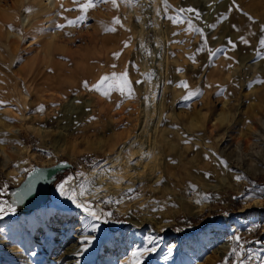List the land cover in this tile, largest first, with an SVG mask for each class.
<instances>
[{
	"label": "rangeland",
	"instance_id": "rangeland-1",
	"mask_svg": "<svg viewBox=\"0 0 264 264\" xmlns=\"http://www.w3.org/2000/svg\"><path fill=\"white\" fill-rule=\"evenodd\" d=\"M50 1L57 8L43 12L48 0H0V149L17 147L9 162L0 156V207L6 210L0 213V264H264V155L256 147L252 161L247 144L244 153L236 149L252 126L244 113L264 107V83H255L264 80V58L256 54L264 0H167V11L164 0H117L118 8L99 4L88 10L86 24L63 30L55 25L76 20L86 0ZM181 8L199 16L179 14ZM180 15L178 24L167 18ZM116 17L122 27L113 24ZM111 27L116 31H106ZM47 48L44 78L28 77L29 65ZM209 50L222 51L213 57ZM113 72H127L132 98L84 87ZM182 82L187 89L177 86ZM15 84L28 96V109L3 99ZM197 90L201 96L183 99ZM210 125L217 127L213 134ZM62 162L71 167L52 179L49 209L41 211L21 183L33 170ZM69 177L67 188L83 186V199L101 214L98 230L57 191ZM59 210L73 215L68 226L67 212ZM43 221L55 225L52 235ZM219 233L230 248L214 259ZM131 234L137 251H155L133 257L124 248ZM234 237L242 238L239 244ZM85 238L93 242L85 245Z\"/></svg>",
	"mask_w": 264,
	"mask_h": 264
},
{
	"label": "snow or ice",
	"instance_id": "snow-or-ice-1",
	"mask_svg": "<svg viewBox=\"0 0 264 264\" xmlns=\"http://www.w3.org/2000/svg\"><path fill=\"white\" fill-rule=\"evenodd\" d=\"M73 2L78 3V0H73ZM109 2L113 5L114 8H118L119 5L117 3V0H86L85 3L80 5L78 10L80 11L81 15L79 17H77L76 20H68L67 18H64L66 20V24H56L55 27L58 30H63L67 26L75 27L77 25L86 24L87 12L89 9L95 8L99 4L109 3ZM121 2L122 3H130V2H133V0H121ZM164 4H165V10L167 11V8H168L167 0H164ZM26 11L31 12V8L26 9ZM65 11H68V10L66 9ZM176 11L179 14L187 12V13H194L197 16H199V12L194 8H187V9L181 8V9L176 10ZM167 18L170 19L173 22V24H178V23L184 22L182 15L178 16L177 18H173L171 16H168ZM251 19L252 18L249 17V20H251ZM187 23H188L189 28H191V26H192L191 21H188ZM113 24L114 25H120L122 27L121 20L119 17L114 18ZM233 28L235 29L236 26L233 25ZM106 31L115 32L116 28L115 27L107 28ZM195 31L197 33H199L201 36H203V31L201 29L197 28V29H195ZM261 31H262V33H264V27H262ZM174 35H177V34L174 33ZM174 42L181 43L180 41H174ZM240 42L244 43L245 45H249V41L245 37H241ZM204 43L206 44V39H205ZM228 44L232 48V50H235L236 43L234 41L229 40ZM124 47H128L127 42H125ZM141 47H143V45H141ZM260 50H264V36H262L259 39V49L257 50V53H256L258 57L264 58V55L261 54ZM198 51H203V48L198 49ZM218 51H222V50H209V55L214 57ZM120 55H121V53H114L113 57H114V59H119ZM225 58H228V57L225 56ZM190 59H193V61H194V57H190ZM112 67L115 68V65H112ZM137 83H141V81H137ZM255 83H264V80L258 79L257 81H255ZM177 86L182 87L184 89L188 88V85L186 82H182L181 84H179ZM84 87L88 88L90 91H96L105 97H110V94L113 91L119 92L121 97L132 98L134 96V90L131 87V83L128 79L127 72L120 73V74L113 72L111 75H105V76L101 77L100 81H98L97 84L92 85L91 88H89V85L87 82L84 83ZM223 91H226V90H223ZM223 91L218 92L217 95H222ZM201 95H202V92H200L198 90L197 91H188L186 96L183 99L185 101H189V100H192L194 97H199ZM3 103L4 102L0 101V107L3 106ZM78 103H79V101H78ZM117 107H119V105H117ZM43 110H44L43 106H40V108L38 109V111H41V112ZM3 142L4 141L0 140V143H3ZM222 163H224L225 167H227L226 162L222 161ZM33 171H35V170H33ZM73 179H74L73 177L66 178L62 183H60L58 185L57 191L59 192L60 196L64 197L66 200L70 201L71 204L74 205L77 209L82 210L83 214L89 220L87 227L90 228L92 231H96L101 226V224H100L101 214L94 210L93 205L85 202V200L83 199L86 196V189H84L83 186L80 187L79 191H77L76 188H70V189L67 188V186H69L72 183ZM236 179L239 180L240 177L237 176ZM205 198H207V197H205ZM197 203H199V201H197ZM5 211L6 210L4 207H0V213H4ZM7 211L15 213L16 209H15V207L9 206ZM107 215L111 216L110 213ZM104 222L107 223L106 220ZM233 239L238 244L242 240L241 237H234ZM92 242H93V240L89 239V238H85L83 241V243L85 245L91 244ZM152 242L153 241H149V243H152ZM152 251H155V249L150 248V247L144 248L142 252L141 251L134 252L133 257H141L147 253L152 252ZM233 251H235V249H233ZM169 252H171V249L169 250ZM134 264H143V262L141 260H136L134 262Z\"/></svg>",
	"mask_w": 264,
	"mask_h": 264
},
{
	"label": "bare ground",
	"instance_id": "bare-ground-1",
	"mask_svg": "<svg viewBox=\"0 0 264 264\" xmlns=\"http://www.w3.org/2000/svg\"><path fill=\"white\" fill-rule=\"evenodd\" d=\"M48 2H49V4H47ZM48 2H44L43 4H41V9L43 10V12H47L49 10H54V8H57L56 6H58V4L56 5V3L54 1L48 0ZM51 38H54V37L50 36V38L48 40L49 41L48 47L50 46V44L53 43V40L51 41ZM250 57H252V56H250ZM39 60H41V61L39 62ZM39 64L41 65V68L39 67ZM48 65H49V49L47 48V50L43 51V55L41 56L40 59L34 60L31 63V65H29L28 72L26 74L30 78H34V76H36V75L37 76H42V78H44L45 71H47V69H48ZM3 99L4 100H8V102H14V103L20 105L23 109H26V108L28 109L29 104H30V100H29L28 96L27 95H24L23 91L16 84L13 87H9L8 88V91H7V93H5V96H3ZM33 103H34L33 105H35V104L37 105L38 102L37 101H34ZM257 105L258 106H253V107L247 109V112L244 113V123L247 124V123H250L251 122V125H252L251 128H250V130L248 131L249 132L248 133L249 134L248 139H246L244 141H239L238 143H236L237 144V146H236L237 148L236 149L239 150L242 153H244L245 148H246V146L243 145L242 143H245V144L248 145V147H249V149H251V152L252 153L250 155L246 154L245 156L246 157L249 156L250 160H252V161H253V158L255 157L254 155L256 153L257 154L260 153V152H256L255 151V148L256 147H259V149L261 150V155H264V107L261 104L260 105L257 104ZM251 110H253V113H254L252 115H250V111ZM208 129H209V132L211 134H213L215 132V130L217 129V127L216 126L213 127V126L210 125V127ZM18 131H19V129H14L12 131V133L14 134V136L17 137ZM259 142L260 143H263L262 144L263 147H260ZM16 151H17V147H13L11 150H8V149L6 150L4 148H1L0 149V156L4 159V162H5V160H8V162H9L10 152H16ZM154 156H155L154 153H152L151 154V159H153ZM240 160H242V159H240ZM256 168H257L258 171L261 170V167H259V165L256 166ZM71 170L73 171L74 169L71 168ZM115 184H116V189L119 186H122V183H115ZM105 190H108V189L106 188ZM102 191L103 190H100V192H102ZM49 201H50V198H49ZM48 202H47L46 206L48 205ZM46 209L48 210L49 208L43 206L41 208V211L42 210H46ZM59 212H65V213L67 212V214H66L67 217H66L65 225L68 226L69 225V222H72L73 221V219H72L73 218V215L71 213H69V211H67V210H59ZM57 214H58L57 212H53V213H51V216L50 217L54 218V221H56L57 220L56 219ZM77 218H82V217L81 216H77ZM35 219H36V217L32 218L31 221H34ZM25 224H23V226H21L22 227V230H23V228L24 229L26 228V225ZM43 225L45 226L46 230L50 233V235H52L53 232L55 231V228H54L55 225L49 226L44 221H43ZM31 228H33V227H31ZM25 231H26L25 232V235H28V237L33 234V230L32 229L26 228ZM207 234H209V233H207ZM221 234L219 233V234H217L214 237V238H216L215 241L216 242L218 241L217 242V250L214 253V259H215V257L218 259V258L224 256L227 253V251L229 250V248H230L229 239H227V240L226 239H223L222 236H221ZM137 238H138L137 236H134V234H131L129 236V239H128L129 245H128V242H126V244L124 245V248L125 249L127 248V250L132 251V253L137 252L138 247L135 246V244L139 243ZM194 246L196 248H198L200 246V241L195 242L194 243ZM2 248H5V247H2ZM3 252H9V250H6L5 249V250H3ZM70 255H80V254L73 252V253H70Z\"/></svg>",
	"mask_w": 264,
	"mask_h": 264
},
{
	"label": "water",
	"instance_id": "water-1",
	"mask_svg": "<svg viewBox=\"0 0 264 264\" xmlns=\"http://www.w3.org/2000/svg\"><path fill=\"white\" fill-rule=\"evenodd\" d=\"M71 165L62 162L51 167L37 168L21 183V189L26 198L32 200L38 207L46 206L50 198L52 179L61 171L70 169Z\"/></svg>",
	"mask_w": 264,
	"mask_h": 264
}]
</instances>
